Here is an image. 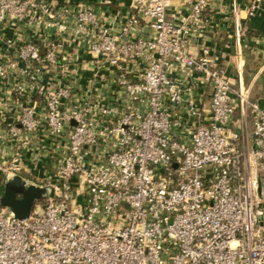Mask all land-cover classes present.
<instances>
[{
  "label": "built area",
  "instance_id": "obj_1",
  "mask_svg": "<svg viewBox=\"0 0 264 264\" xmlns=\"http://www.w3.org/2000/svg\"><path fill=\"white\" fill-rule=\"evenodd\" d=\"M221 1L180 0L175 20L172 0H131L108 26L93 6L0 0V27L45 29L2 39L0 85H29L0 95V187L43 191L25 218L0 204V264H264V107L240 73L234 85L207 49L188 51ZM76 41L102 89L39 85ZM13 94L28 101L11 111Z\"/></svg>",
  "mask_w": 264,
  "mask_h": 264
},
{
  "label": "crops",
  "instance_id": "obj_2",
  "mask_svg": "<svg viewBox=\"0 0 264 264\" xmlns=\"http://www.w3.org/2000/svg\"><path fill=\"white\" fill-rule=\"evenodd\" d=\"M44 1L51 7H56L62 3L93 6L101 13L108 26L117 25L120 17L124 19L129 13L131 3V0H106L108 4L103 3L105 0ZM248 1L222 0L221 8H215L213 11L207 12L206 15L212 20V25L199 38L192 40L188 51L192 55H197L202 48L207 49L211 58L225 68L226 74L234 85L239 83L237 74L240 73L242 77L240 83L248 88L252 99H255L261 107H264V5L253 16H248ZM185 13L186 10L182 8L180 0H172L169 17L178 20L184 17ZM234 18L238 19L241 26V35L237 41L234 40ZM42 32H45V29L41 25L26 27L20 24L16 30L9 25H4L0 27V53L5 50L2 39L17 36L23 41L34 40L38 37V34H43ZM85 47L86 45L82 41H76L75 47L65 49L61 59L64 61L66 56H70L72 61L63 64L60 62L59 67L50 70V75H45L37 80L39 85L54 87L66 84L73 90L84 91L88 83L92 82L95 88L102 89L109 79L107 72L105 70L95 72L92 58ZM40 48L42 53L43 47ZM19 66L23 67V64L19 63ZM11 80L24 83L26 87L29 85V80L24 77L16 76L15 79H9L7 85H0V95L4 100H6L12 89ZM207 93L208 91L203 90L202 101L205 105L207 104ZM9 100L8 105L11 111L28 101L23 94L14 95ZM7 114L10 118L13 117L10 113ZM40 169L48 170V165L45 164ZM42 170L41 172H43ZM25 175L28 176L27 173L23 174V176Z\"/></svg>",
  "mask_w": 264,
  "mask_h": 264
},
{
  "label": "water",
  "instance_id": "obj_3",
  "mask_svg": "<svg viewBox=\"0 0 264 264\" xmlns=\"http://www.w3.org/2000/svg\"><path fill=\"white\" fill-rule=\"evenodd\" d=\"M42 191L34 185L25 184L19 176H14L3 183L0 204L7 207L16 218H25Z\"/></svg>",
  "mask_w": 264,
  "mask_h": 264
},
{
  "label": "rangeland",
  "instance_id": "obj_4",
  "mask_svg": "<svg viewBox=\"0 0 264 264\" xmlns=\"http://www.w3.org/2000/svg\"><path fill=\"white\" fill-rule=\"evenodd\" d=\"M24 177L28 178V176H27V175H25Z\"/></svg>",
  "mask_w": 264,
  "mask_h": 264
},
{
  "label": "trees",
  "instance_id": "obj_5",
  "mask_svg": "<svg viewBox=\"0 0 264 264\" xmlns=\"http://www.w3.org/2000/svg\"><path fill=\"white\" fill-rule=\"evenodd\" d=\"M1 188H2V186L0 187V191H1Z\"/></svg>",
  "mask_w": 264,
  "mask_h": 264
}]
</instances>
